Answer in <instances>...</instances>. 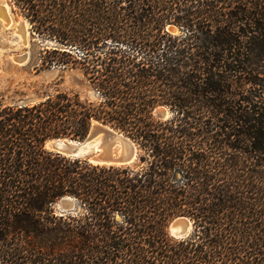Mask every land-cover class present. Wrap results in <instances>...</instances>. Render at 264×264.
<instances>
[{
	"label": "trees",
	"instance_id": "16d2710c",
	"mask_svg": "<svg viewBox=\"0 0 264 264\" xmlns=\"http://www.w3.org/2000/svg\"><path fill=\"white\" fill-rule=\"evenodd\" d=\"M14 1L98 99L0 98V264H264V0ZM93 121L137 167L45 148ZM63 197L80 209L57 213ZM180 216L189 238L167 231Z\"/></svg>",
	"mask_w": 264,
	"mask_h": 264
},
{
	"label": "rangeland",
	"instance_id": "374dc122",
	"mask_svg": "<svg viewBox=\"0 0 264 264\" xmlns=\"http://www.w3.org/2000/svg\"><path fill=\"white\" fill-rule=\"evenodd\" d=\"M3 2L10 6L11 16L14 22L8 25L4 19L0 17V98L2 99V103L5 105H33L58 92L68 94L76 93L83 100L96 102L98 94L85 78L83 71L80 69L81 66L72 63L61 65L46 62L45 57L47 55L45 51L52 50V48H62V46L53 39L35 33L32 30V25L29 23V20L21 12V9L16 5L14 0H0V4ZM16 20H24L27 24L26 43L23 36L21 35V37H19L17 34L15 28L17 25ZM168 29L172 33L177 32L173 27H169ZM78 50H73L74 57H79L81 55ZM24 56L25 61L20 63L17 59ZM82 86H88L95 91L96 98L93 100L85 98ZM160 106L164 105H156L152 114L157 120L165 121L171 117L172 113L167 106H164L167 114L162 119L158 118L155 114V110ZM65 139L78 142V140L70 138ZM50 140L45 142V148L53 151L49 148L48 142ZM138 163L139 158L135 166L128 168H135L138 166ZM72 200L70 211L80 209L75 200L73 198ZM59 201L54 205L55 211L57 213H64L60 212L58 209ZM173 220L174 219L170 222ZM170 222L167 226L168 233Z\"/></svg>",
	"mask_w": 264,
	"mask_h": 264
},
{
	"label": "water",
	"instance_id": "95a60500",
	"mask_svg": "<svg viewBox=\"0 0 264 264\" xmlns=\"http://www.w3.org/2000/svg\"><path fill=\"white\" fill-rule=\"evenodd\" d=\"M22 63L25 56L17 59ZM85 98L93 100L96 98L95 91L88 86H82ZM158 118L162 119L167 112L164 106H160L155 110ZM100 136V143L96 150L91 147L96 137ZM49 148L59 154H63L70 158L85 159L91 164L105 166L132 167L136 165L139 158V149L136 144L119 131L108 125L93 121L87 136L82 141H72L65 138H57L50 140ZM90 150L86 151V148ZM72 198H61L58 204L60 212L71 210ZM181 217V216H180ZM176 219V218H175ZM170 222L168 230L171 237L176 239H186L192 234V227L180 225Z\"/></svg>",
	"mask_w": 264,
	"mask_h": 264
},
{
	"label": "bare ground",
	"instance_id": "6f19581e",
	"mask_svg": "<svg viewBox=\"0 0 264 264\" xmlns=\"http://www.w3.org/2000/svg\"><path fill=\"white\" fill-rule=\"evenodd\" d=\"M10 6L3 2L0 4V17H2L4 19V21L10 25L11 23L14 22L12 16H11V11H10ZM16 31L19 37H21V35L23 36L25 43H26V35H27V24L24 20H16ZM100 143V136L96 137L94 139V141L92 142L91 147L94 148V150L97 149V147L99 146ZM90 150V147L86 148V151ZM175 222L179 223L180 225H186L187 227H192V223L189 219H187L186 217H178L175 219Z\"/></svg>",
	"mask_w": 264,
	"mask_h": 264
}]
</instances>
